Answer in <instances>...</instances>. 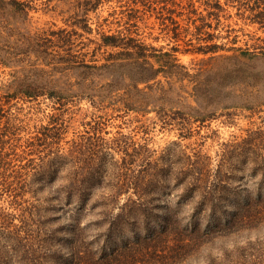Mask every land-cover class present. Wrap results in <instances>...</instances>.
Wrapping results in <instances>:
<instances>
[{"label":"trees","instance_id":"trees-1","mask_svg":"<svg viewBox=\"0 0 264 264\" xmlns=\"http://www.w3.org/2000/svg\"><path fill=\"white\" fill-rule=\"evenodd\" d=\"M55 1V8L62 6L58 14L66 27L49 31V37L35 33L26 38L18 24L28 19L31 0H0V66L10 69L9 78L0 83V198L3 194L20 198L31 191V181L21 178L27 176L26 166L18 170L15 163L33 161L32 155L43 148L54 153L60 165L46 181L47 211H64L68 222L65 229L54 228V218L36 219L30 210L28 217L16 224L15 215L0 208V264H199L198 252L204 247L212 249L215 241L222 240H230L231 251L236 253L235 261L230 255L231 264H264L262 132L244 142L247 151L241 163L253 188L242 193L229 181L236 166L230 164L225 147L212 169L199 152L186 155L180 150L160 156L161 164L147 155L149 159H141L133 168L122 169L120 165H127L128 158L129 163L136 162L128 147H133V152L142 147L128 143L123 135L112 140L96 135L86 142L82 139L74 143L75 155L70 152L67 157L60 147L52 153L62 125L44 126L40 137L23 140L1 121L3 105L15 100L45 98L59 111L69 102L85 100L94 109L124 116L153 113L154 124L172 126L180 139H189L194 126L206 127L230 108L223 100L230 96L226 92L230 64L233 84L240 89V103L234 107L251 110L250 103L264 105L248 89H254L253 84L264 77L258 70L259 65L264 68V38H255L250 48L214 42L218 37L209 32L214 30L211 20L218 24L219 13L225 11L219 0H205L209 9L201 17L194 3L201 0H131L133 6H128L127 13L120 11L117 21L125 19V32L97 29L98 41L87 38L94 46L83 52L89 47L83 36L93 33L90 15L111 0ZM50 2L45 3L46 9ZM233 2L237 10L248 12L239 15L241 18L264 30V0L224 1L227 6ZM147 12L159 14L161 25L166 26L163 31L176 42L169 51L145 45L130 30ZM175 18H184L185 26ZM184 38L185 43L192 44L194 39L197 45L180 51L179 41ZM49 43L56 49L50 50ZM179 51L210 53V63L203 66L205 60L201 59L191 72L178 63L175 54ZM109 148L122 157L115 159ZM165 195L176 198L178 210L188 206L191 213L179 217L181 211H177L160 218L153 211ZM199 215L205 217L203 225ZM62 229L68 236H58ZM124 231L132 237H125ZM208 256H212L210 251ZM213 262L220 263L210 258L209 264Z\"/></svg>","mask_w":264,"mask_h":264},{"label":"rangeland","instance_id":"rangeland-1","mask_svg":"<svg viewBox=\"0 0 264 264\" xmlns=\"http://www.w3.org/2000/svg\"><path fill=\"white\" fill-rule=\"evenodd\" d=\"M204 1L205 0L194 2L195 7L198 8L200 17L204 16L209 9L204 5ZM219 1L225 8V11L219 13L218 24L214 19L211 20L214 30H210L209 32L218 37L214 42L219 44L224 43L226 47L236 46L250 48L252 44L256 43L255 38H264V30L259 29L257 25L250 24L246 19L239 16L244 11L242 10L243 8L237 10L236 2L227 6L224 3L225 0ZM243 1L244 0H241V2ZM46 2L47 0H31V9L29 10L28 19L18 24L19 30L24 37L28 38L35 33L44 34V36L49 37V35H47L49 31L66 27L63 23L62 16L58 14L62 6L55 8L56 1L51 0L48 9H46ZM129 5H132L131 0H111L110 2H105L95 13L90 15L93 33L83 36L84 38H82V41L89 45V47L83 49V52H90L94 46L92 43L88 44L87 38L92 39V41H98L97 29L99 32H108L109 30V33L116 32L117 30L125 32V19L121 20L120 23H117V21L120 16V11L125 10L127 13ZM244 15H248V12H244ZM143 19L144 20L136 23L135 27H129L131 31L137 33L136 37L139 38L141 42L155 49H162V51H169L170 48L176 44V42L173 41L174 39H171L170 36L163 31L166 29V26L161 25L159 14L156 12H147ZM175 19L180 26H185L184 23L186 22L183 20L184 18ZM165 23H167V25L170 24L168 20H166ZM196 23L200 24V21L198 20ZM216 24L218 26H216ZM67 29L69 28L67 27ZM204 31H207V29L204 28ZM187 38L189 39L191 36ZM187 38L179 41L178 48L180 51L185 48L191 49L193 45H197L194 39L191 41L192 44L185 43ZM234 39H236L235 44L232 43ZM259 44H261V42L256 45ZM52 45L53 43L48 44L49 49H56L52 47ZM180 51L175 54L178 63L187 67L191 72L197 69L199 65L198 62L201 61V59L205 60L203 66H207L208 63H210L207 61V58L211 56L210 53L204 55L183 53ZM89 54L86 59L89 58ZM97 56L101 57L100 54ZM9 70L10 69L7 67L0 66V83H4L9 78ZM231 70L232 65L230 64V87L226 91L230 93V96L227 94V97L223 99L226 105H230V108L221 111V116L210 122L208 126L199 129L194 126L196 130L189 139H180L178 137V130L172 126L162 128L159 122L154 124L152 122L155 120L153 113L145 117H135L134 114L124 116L121 113L117 114L106 110L100 111L94 109L85 100H74L69 102L61 111L53 109L52 102L45 98H39L36 101L15 100L3 105V115L5 116L1 121L2 124L4 123V126L11 129L10 132L19 133L23 140L33 136L40 137V132H42V127L44 126L55 124L57 128H59V126L62 125L58 144H52V153L60 147L62 154L67 155V157H69L70 152L72 156L75 155L73 151L74 143L82 139L86 142L88 137H94L96 135L105 140H112L113 138H119L123 135L129 139L128 143H135L142 147L141 149L135 148L136 151L134 152L133 147H128L129 155L133 156L134 153L136 162L132 161L129 163L130 158H128L126 162L127 165L120 163L122 169L125 167L133 168L141 159H145V157L148 156L151 158L150 160H158L159 164H161L162 161L160 156L166 155L167 153L171 154L172 152L169 151L172 150L183 151L186 155L199 152L206 160V163L210 164L209 167L212 169L220 162L221 151L225 147L226 150L230 152V164L236 166L234 173L231 174L232 179H229V181L232 186L236 188V191L240 188V192L244 193L243 189L248 188L252 190L253 188L250 183L249 174L246 169H243V163H241L244 161L247 151L244 142H248L250 136L256 132H262L264 134V105L258 107L256 104L250 103V107H253L251 110L234 107V104L237 106L240 103V89L233 84ZM258 70L261 71L262 76H264V68H262L261 65H259ZM254 85V89L248 88L249 92L256 94L259 101L264 104V77L259 82L253 84V86ZM223 91H225V88L222 89V92ZM39 149L40 152H38L37 155H32L35 157L33 161L26 159L20 163H15L17 164L16 168L18 170L19 166H26L27 176L21 178L31 181L32 187L30 188V192L34 191V193H24L20 198L6 197L5 194H3L0 198V208L14 214L16 218L14 222L16 224H20L19 219L23 216L28 217L31 210V212L36 213V216L34 215L36 219L41 218V216L45 219L54 218L55 224L53 227L65 229V225L68 222V216L65 215V212L59 209L47 211L49 204L44 202V198L46 197L44 189L46 188L45 185L48 180V174L53 172L55 168L60 165L58 161L55 162L54 153H48L47 150H42L43 148ZM108 151L110 154L114 155L115 159L119 160L120 157H122V154H119L113 150V148H109ZM165 159L166 158H164V160ZM120 172L122 173L121 169ZM40 177L42 180L39 183ZM123 200L124 196L121 198L120 204L124 202ZM176 202V198L171 195L162 196L159 199V209H155L153 213L158 212V214L161 215L160 218H162L163 215L176 213L177 211H181V214H178L179 217L187 216L191 213L190 207L188 206H182L180 210H178L179 207ZM165 205L167 207H165ZM198 220L201 222V225H203L205 223L204 215H202V217L199 215ZM63 229L58 233V236H68ZM124 235L128 239L132 237V234L127 231H124ZM115 242L119 243V240L115 238ZM205 249L206 247L198 252L200 257L199 264H209L210 258H217V261H220V263L213 262V264H231L230 255L233 261L237 258L236 253L234 254L231 251L232 247L230 245V240L227 242H224V240L215 241L212 245V249ZM208 251L212 254L210 258L208 256ZM223 252L225 254H222ZM223 256H225L227 262H224ZM242 262L245 261L243 260ZM182 263L184 264V261Z\"/></svg>","mask_w":264,"mask_h":264}]
</instances>
